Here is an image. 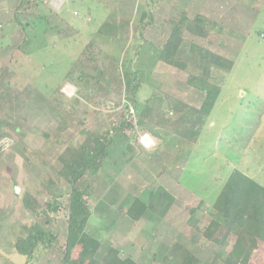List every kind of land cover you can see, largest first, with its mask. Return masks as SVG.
<instances>
[{
  "label": "rangeland",
  "instance_id": "1",
  "mask_svg": "<svg viewBox=\"0 0 264 264\" xmlns=\"http://www.w3.org/2000/svg\"><path fill=\"white\" fill-rule=\"evenodd\" d=\"M21 1L0 2V264H66L61 259L69 184L57 174V157L66 147L87 144L90 131L112 133L121 116L129 123L125 135L132 145L126 163L118 172L108 167L87 172L78 182L91 210L86 232L135 264H227L223 257L233 245L247 261L241 263L240 256L230 264H264V242L244 230L229 233L223 244L224 228L212 238L203 234L214 217L212 199L232 168L264 185V0ZM142 12L151 19L146 16L150 22L140 33ZM40 13L62 36L42 23L39 30L29 27L37 35V44L27 45L31 51L15 20L34 24ZM182 13L212 24V37L186 32L184 43L234 62L230 71L210 70L221 91L202 120L196 110L206 91L189 85V66L179 69L146 54L150 45L164 43L169 20ZM139 35L146 42L137 53ZM130 57L136 60L130 63ZM134 81L140 82L136 93ZM148 101L162 113L152 110L141 125L138 117ZM178 101L180 109L168 107ZM176 113L202 125L195 140L183 138L182 126L170 128ZM142 134L150 136V147L139 142ZM156 185L174 197L166 215L149 212L132 220L126 213L132 198ZM25 194L36 198L37 213L25 206ZM51 195L60 207L45 215ZM33 223L55 238L28 259L13 242L26 235L22 225ZM71 257L81 260L79 245Z\"/></svg>",
  "mask_w": 264,
  "mask_h": 264
},
{
  "label": "trees",
  "instance_id": "2",
  "mask_svg": "<svg viewBox=\"0 0 264 264\" xmlns=\"http://www.w3.org/2000/svg\"><path fill=\"white\" fill-rule=\"evenodd\" d=\"M24 2L25 0H22L21 4ZM146 16L149 17V20L151 19L150 13L142 12L140 16L141 20L137 23L138 32L140 33L143 31L144 25L150 22L149 20L144 21L147 18ZM37 19L38 22L34 24L32 21L24 22L19 19L15 20L16 26H19L24 31L23 40L26 46L31 45V43L37 44L36 31L33 30L30 33L28 28L37 26L39 23L44 24L43 28L47 31L55 32L56 30L58 35L62 36L60 27V31H58V25H55L53 21H47V18L43 14L40 13ZM168 25L170 27V33L164 43L159 48L150 45L148 53L146 54L155 56L154 59L156 61H161L179 69L185 70L186 66H189L190 71L187 77L189 85L201 89V91H206L202 104L196 110L198 114L197 118L202 120L204 116L210 113L221 91L218 85L213 84L210 78V70L214 68L227 72L233 68L234 62L197 44L184 43L186 41H184L183 36L186 32L203 38L212 37L210 32L212 24L208 25L207 23L200 22L197 18L189 20L182 13L176 21L169 20ZM39 29L40 27H38ZM137 41L140 42V45L137 44L139 48L136 46L134 49H136L137 53H140L142 48L141 44L146 42V39H143L142 35H139ZM27 48L29 47L27 46ZM29 49L31 51L33 50V48ZM135 60L136 57L128 58L130 63H133ZM127 67L126 72H128ZM99 72L101 71L99 70ZM135 72L128 73L133 78H137ZM132 87V93H136L140 87V82L134 81ZM151 102H153V105L157 103L155 100ZM153 105H149L148 101L142 108L141 114L138 117L141 125V120H144L146 116L150 115L152 110H156L158 114L162 113L159 104L155 105V109ZM168 107L180 109L182 103L178 101L175 106L170 104ZM183 108L189 107L183 106ZM175 118L170 128L177 127L178 129L182 126L181 135L183 138L195 140L199 136L202 125L194 122L191 116H187V113H176ZM115 124L112 127V133L108 129L97 133L88 131L89 137L87 144H80L77 147H66L57 157L61 165L57 174L69 184V203L65 216L67 233L64 253L61 259L62 263L135 264L130 257L120 258L118 250L112 245L107 244L103 247L98 239L86 232L91 210L87 206L86 200L81 197L83 193L78 192V182L87 172H96L100 168L104 169L106 167L109 169L113 168L115 172H118L120 171V165L124 164V162L126 163L127 158L124 159L123 157L132 149V145L125 135L129 123L125 117L121 116ZM128 158H132V156L129 155ZM23 200L28 209L37 213L38 202L35 197L31 194H25ZM115 200V198H112L111 202H115ZM173 202L174 197L162 185H156L146 190L144 197L132 198V201L126 209V213L132 220H138L149 212L162 217L166 215ZM44 204L45 209H43V212L45 215H47L46 213L51 214L57 212L60 207L58 199L53 195ZM212 208L214 209V217L203 230L206 238H212L213 234L222 227L225 230V235L219 241L222 244L229 236V233L238 236L243 230L264 242V185L259 183L258 180L247 175L237 167L232 168L222 186L216 195H214ZM22 228L26 235L16 237L13 245L17 253L28 259L34 254L38 245L50 244L55 238L37 223L22 225ZM77 245L80 247L81 260L79 261L71 257V251ZM101 247H103L104 254L101 259H96L95 255ZM236 257H240L239 261L241 263L247 261V256L240 255L236 252L233 245L231 250L224 255L223 261L224 263L230 264L236 260Z\"/></svg>",
  "mask_w": 264,
  "mask_h": 264
},
{
  "label": "built area",
  "instance_id": "3",
  "mask_svg": "<svg viewBox=\"0 0 264 264\" xmlns=\"http://www.w3.org/2000/svg\"><path fill=\"white\" fill-rule=\"evenodd\" d=\"M139 142L144 146V147H150L152 141L151 138L148 134H142L139 137Z\"/></svg>",
  "mask_w": 264,
  "mask_h": 264
},
{
  "label": "crops",
  "instance_id": "4",
  "mask_svg": "<svg viewBox=\"0 0 264 264\" xmlns=\"http://www.w3.org/2000/svg\"><path fill=\"white\" fill-rule=\"evenodd\" d=\"M1 1H2V0H1ZM1 1H0V2H1ZM3 15H4V14H2V16H3ZM161 65H163V64L156 63V66H161ZM156 66H155V67H156ZM153 69H154V68H153ZM153 71H154V70H153ZM145 131H147V132H149V133L151 132V134L153 133V132H152L150 129H148V128H145Z\"/></svg>",
  "mask_w": 264,
  "mask_h": 264
},
{
  "label": "water",
  "instance_id": "5",
  "mask_svg": "<svg viewBox=\"0 0 264 264\" xmlns=\"http://www.w3.org/2000/svg\"><path fill=\"white\" fill-rule=\"evenodd\" d=\"M13 190H14V191H18V189H17V187H16V186H14V187H13Z\"/></svg>",
  "mask_w": 264,
  "mask_h": 264
}]
</instances>
